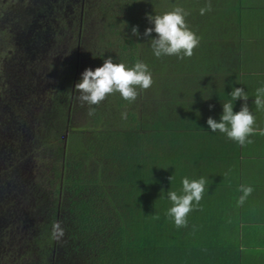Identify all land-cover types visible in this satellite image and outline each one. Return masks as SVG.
<instances>
[{
  "label": "trees",
  "instance_id": "trees-1",
  "mask_svg": "<svg viewBox=\"0 0 264 264\" xmlns=\"http://www.w3.org/2000/svg\"><path fill=\"white\" fill-rule=\"evenodd\" d=\"M89 1L85 17L91 20L87 27L94 25L95 37L85 40L89 54L84 51L77 82L86 68L100 67L111 57L128 67L144 62L153 83L147 90L137 89L133 102L114 93L89 106L76 90L68 96L73 69L61 64L58 93L64 94L65 104L72 98L69 129L59 138L68 106H56L49 170L24 194V207L31 211L25 226L32 231L26 241L20 237L9 243L10 257L3 250L0 259L11 264L16 254L36 257L35 263L21 264H241L238 225L246 218L236 210L238 188L231 179L202 175L205 192L199 205L193 202L186 227H176L166 215L172 206L167 192L182 194L183 178H201L190 156L193 139L197 144L190 128L198 126L191 109L198 98L192 95L204 90L220 67L238 70L247 11L255 0H211V11L204 15L200 9L208 0ZM175 7L188 13L185 21L199 38L198 46L191 57L157 58L150 46L156 33L143 35L154 27L146 16ZM133 26L138 36L132 34ZM55 45L59 54L64 48L58 39ZM89 107L96 110L92 116ZM48 139L44 137L45 144ZM56 221L64 231L59 240L51 237ZM4 242L2 236L0 245Z\"/></svg>",
  "mask_w": 264,
  "mask_h": 264
},
{
  "label": "crops",
  "instance_id": "crops-1",
  "mask_svg": "<svg viewBox=\"0 0 264 264\" xmlns=\"http://www.w3.org/2000/svg\"><path fill=\"white\" fill-rule=\"evenodd\" d=\"M245 26L238 70L220 67V74L216 78L210 77L208 86L198 95H192L200 103L197 101L191 107L195 114L193 124L198 126L190 128L197 143L193 139L190 156L200 167L201 178L204 175L208 179H231L238 188V197L242 194L239 191L241 185L253 188L251 195L236 209L241 219L246 218L238 225L241 264H264V135L257 131L248 137L253 141L251 144L241 146L219 130L212 132L206 123L208 117L219 122L222 104L231 99L229 93L234 88H242L248 95L247 105L256 120L254 127L264 128V109L258 110L253 103L256 89L264 87V0L254 1L247 11ZM244 103L235 100L233 111H239Z\"/></svg>",
  "mask_w": 264,
  "mask_h": 264
},
{
  "label": "rangeland",
  "instance_id": "rangeland-1",
  "mask_svg": "<svg viewBox=\"0 0 264 264\" xmlns=\"http://www.w3.org/2000/svg\"><path fill=\"white\" fill-rule=\"evenodd\" d=\"M7 3L9 4L10 1H8ZM13 4L14 5L17 4V0H14ZM87 4H91V2L89 0H57V4L55 5V9L57 10L56 22L53 24V21L51 20L50 22L49 20H47V17L45 19H42V22L44 23L46 22L47 24L41 26V29H45L47 34H51L52 40L54 35L56 41L58 39L59 44H61L62 47L65 48V50L61 51L59 54H57L56 52L55 55L56 71L54 72V74L56 81V97H57L56 101L58 106L57 108L63 109L66 107V105L68 106L67 110L65 111L66 114L65 119L61 120L64 121V125L62 129V133L59 135V138L62 137L63 131L64 133H66L67 132L66 129L67 128L69 129L70 119L72 115L71 113L72 98L70 97V99H68L67 101V104H65L66 100L63 99L64 94L58 93L60 89V87L58 86L59 79L61 77V75L58 74L60 72L59 71L60 66L63 63V65L65 66L68 65L73 69L72 76L70 74V76L72 77V80H70L72 85H70V87L67 86L66 89L67 93L69 94L68 96H70V93L71 95H73L75 92V84L77 83L78 80V70L81 68V63L83 62L84 58L87 56L84 55V53L85 52L88 53V51H85V44H86L85 40L89 39L92 36V34H94L93 37H95V33L93 31L94 25L91 27L92 24L91 25L88 24L87 27V23L91 21L88 20L89 22H87L85 17V8ZM28 17L29 19L25 20L26 24L22 25L23 30L24 28L26 29L29 27L28 24L30 22L31 16L28 15ZM34 19L35 17L33 18V20ZM12 34L15 35L13 31L7 29L5 30L0 29V46H2L3 53H5L6 50L13 49L14 47V42L11 39ZM60 36L61 39L59 40ZM48 37H50V35ZM142 40H145V38H143ZM41 45L42 47L38 55V57H40L39 58L40 60H42V55L45 49L44 43H41ZM90 48L88 46V50ZM42 62L44 61L42 60ZM27 70L28 68L25 67L23 73L24 74L28 73ZM24 74H22L16 79H12L8 81L5 75L3 74L4 79L2 80V83H0V98L2 99L1 101L7 103L9 106L13 103L12 105L13 110L19 109L20 106L22 107V104L23 106L24 105L26 106V104L29 105L28 103L31 101V98H27L28 90L31 92L32 89H35V87L33 86L35 84H38V82L32 84L30 82L31 81L30 77L28 79L24 78V76L25 77L27 76V74L26 75ZM63 83H61L60 85H63ZM49 96H50V92L49 90H47L44 96L46 101L48 100ZM54 104L55 102L53 103V106ZM42 109L39 111V117L41 116ZM18 122L20 126L23 125L21 121H19V119ZM13 124H16V122H14ZM31 125H33V122L31 123ZM56 126L57 125H55V128ZM28 128L24 130V138L20 139V141L17 139L14 140L13 137H8L7 141H5L3 138L0 139L2 144L6 146L4 148L5 150H3V155L5 156L4 157L5 159L3 161L4 173L3 172L0 173L2 175L0 176V240L2 241V236L5 237V242L0 245V256L3 254L4 251H7L6 255L10 257L12 251L9 250V243L13 244L12 242L15 243L20 242L22 240V238L20 237H23L26 241V234L29 233L30 235L32 230H29V228L25 226V222L28 221L30 222L31 211H29L26 207H24L26 204V203L24 204L25 202L24 194H27L28 188L31 185H36L37 187V185L41 181L40 174L44 170L45 171L49 170L48 168L50 164L49 151L44 150L42 152V147L40 145L37 146L34 144L35 132L33 134V137L30 139L29 136L31 135V132ZM36 129L37 127H35V131ZM21 141H23V144L21 143ZM21 148L23 150V153L21 154L23 155V157H21V159H23L22 161H24L25 163H22L20 158H18L17 161H20L22 163L21 165L18 164V162H14V163L10 162L12 161L11 159L15 157L14 154L17 155V153H20L18 151ZM10 150H12L14 153L9 152ZM18 197L20 199V202L16 200V198L18 199ZM33 229H36V227H33ZM14 255L15 256H13V258L15 259L14 262H12L11 264H16L17 262H19V264L31 262L30 259L32 260V263L36 262V257L34 255H32L30 259L28 256L17 257L16 254ZM0 264H10V263L8 262L7 259H5V261L0 259Z\"/></svg>",
  "mask_w": 264,
  "mask_h": 264
},
{
  "label": "clouds",
  "instance_id": "clouds-1",
  "mask_svg": "<svg viewBox=\"0 0 264 264\" xmlns=\"http://www.w3.org/2000/svg\"><path fill=\"white\" fill-rule=\"evenodd\" d=\"M211 8V0H208L205 7L200 9V14L204 15L211 11ZM187 15L188 13L182 7H175L162 14L146 16L148 22L154 27L146 28L143 35L148 37L151 33H156V38L150 40V46L157 58L175 55L183 59L193 55V49L198 46L199 38L186 24L185 17ZM132 34L139 35L136 26H133ZM152 83L151 73L144 62L137 61L132 67H128L124 63L114 62L109 57L104 59L100 67L86 68L81 73L80 81L75 84V90L80 93L79 100L91 106L100 104L108 95L114 93H119L124 100L133 102L138 96L137 89L147 90ZM229 96L231 99L222 104L223 111L220 121L217 122L212 117H208L206 123L212 132L219 130L241 146L245 143L251 144L253 141L248 137L256 134L257 131L260 135H264V128L254 127L256 120L247 105L248 95L242 88H234ZM237 99L243 100L245 103L241 105L239 111L234 112L233 102ZM253 103L258 110L264 109V87L256 89ZM95 111L94 107H89L88 115H94ZM122 118L126 119L127 114L122 113ZM181 183L182 194L178 195L176 191L167 192L172 206L166 215L174 220V224L178 228L187 226V215L193 210V202L199 205L207 181L203 177L198 180H189L185 177ZM239 191L242 194L237 203L242 205L251 195L253 188L241 185ZM158 218L156 217V219ZM63 234L61 223L54 222L51 229L52 239L59 240Z\"/></svg>",
  "mask_w": 264,
  "mask_h": 264
},
{
  "label": "flooded vegetation",
  "instance_id": "flooded-vegetation-1",
  "mask_svg": "<svg viewBox=\"0 0 264 264\" xmlns=\"http://www.w3.org/2000/svg\"><path fill=\"white\" fill-rule=\"evenodd\" d=\"M8 1H10L9 4L7 3ZM13 1L14 0H7L6 2V0H0V29H7L15 33V35H11V39L14 42L13 49L6 50V52L3 53L2 46H0V83H2L4 79L3 74L7 81L16 79L24 74L23 70L26 67L28 68V73L24 74H27L24 78L28 79L30 77V82L32 84L36 82H38V84L33 86L35 89H32L31 92L28 90L27 98H31V101L28 103L29 105L26 104V106H23L22 104V107L20 106L19 109L13 110V103L9 106L7 103L2 102L0 98V139L3 138L7 141L8 137H13L14 140L17 139L20 141V139L24 138V130L29 127L28 129L31 132L29 138L31 139L35 132L34 144L37 146L40 145L42 147V152L48 150L50 155V151L54 150L56 145L55 115L57 110V97L54 74L56 71V39L53 35L52 40L51 34H47L45 29H41V26L47 24L46 22H42V19L46 17L50 22L52 20L53 24L56 22L57 10L55 9V5L57 4V0H17V4L15 5ZM28 15L31 16L28 24L29 27L23 30L22 25L26 24L25 20L29 19ZM34 17L35 19L33 20ZM49 35L50 37H48ZM41 43L45 45L42 55V60L44 62L38 57L42 47ZM63 50H65V48ZM47 90H49L51 96V98L49 96L48 102L44 98ZM54 102L55 104L53 106ZM41 109L42 114H49L48 118L43 117L41 114V120L47 119V122L49 121V126L47 127L45 124H41L39 120V111ZM18 119L23 125H19ZM14 122H16V124H13ZM32 122L33 125H31ZM35 127H37L36 131ZM44 137H49L48 144H45ZM21 143L23 144V141H21ZM5 147L6 146H4L0 140V173H4L3 161L5 156L3 155V150H5ZM9 152L14 153L12 150ZM18 152L20 153H17V155L14 154L15 157H12L13 159H11L12 161L10 162H18V164L21 165L25 163L22 161L23 159H21V157H23V155H21L23 153L22 148ZM18 158L21 159L22 163L17 161ZM49 158L51 162V155ZM46 172L47 171L44 170L40 174V177ZM0 176L2 175L0 174Z\"/></svg>",
  "mask_w": 264,
  "mask_h": 264
}]
</instances>
